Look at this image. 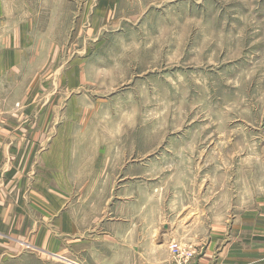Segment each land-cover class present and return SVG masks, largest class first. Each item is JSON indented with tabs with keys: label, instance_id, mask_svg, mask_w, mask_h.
<instances>
[{
	"label": "rangeland",
	"instance_id": "obj_1",
	"mask_svg": "<svg viewBox=\"0 0 264 264\" xmlns=\"http://www.w3.org/2000/svg\"><path fill=\"white\" fill-rule=\"evenodd\" d=\"M57 2L14 10L27 56L0 100L32 103L58 130L90 219L155 230L194 264L218 222L215 264L233 209L264 177V0ZM19 251L29 258L14 264L40 261Z\"/></svg>",
	"mask_w": 264,
	"mask_h": 264
},
{
	"label": "crops",
	"instance_id": "obj_2",
	"mask_svg": "<svg viewBox=\"0 0 264 264\" xmlns=\"http://www.w3.org/2000/svg\"><path fill=\"white\" fill-rule=\"evenodd\" d=\"M52 2L48 7L61 6ZM30 3L0 0V82L6 88L13 86L14 73L20 72L21 58L27 56L17 44L28 39L22 32L28 21L15 20L14 10L31 9ZM22 104L0 100V264L28 259L19 251L24 246L38 253V264H51L49 258L66 264H172L167 234L159 241L152 229L150 237L143 236L139 227L89 218L94 215L87 210L88 194L72 192L68 151L58 143V130L47 132L40 123L45 113L28 112L32 103L22 112ZM260 186L249 204L233 209L230 232L217 248L215 264H264V177ZM216 223L209 253L196 264H208L222 239L221 224ZM165 226L166 231L172 229Z\"/></svg>",
	"mask_w": 264,
	"mask_h": 264
},
{
	"label": "built area",
	"instance_id": "obj_3",
	"mask_svg": "<svg viewBox=\"0 0 264 264\" xmlns=\"http://www.w3.org/2000/svg\"><path fill=\"white\" fill-rule=\"evenodd\" d=\"M173 264H194L196 253L190 246L171 239L167 243Z\"/></svg>",
	"mask_w": 264,
	"mask_h": 264
}]
</instances>
